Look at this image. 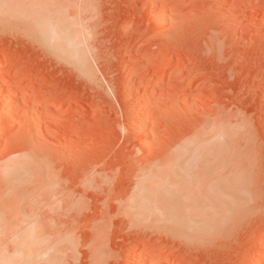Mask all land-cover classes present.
Instances as JSON below:
<instances>
[{
  "label": "rangeland",
  "instance_id": "1",
  "mask_svg": "<svg viewBox=\"0 0 264 264\" xmlns=\"http://www.w3.org/2000/svg\"><path fill=\"white\" fill-rule=\"evenodd\" d=\"M35 1L65 5L86 66L0 16V166L45 204L32 264H264V0Z\"/></svg>",
  "mask_w": 264,
  "mask_h": 264
},
{
  "label": "bare ground",
  "instance_id": "2",
  "mask_svg": "<svg viewBox=\"0 0 264 264\" xmlns=\"http://www.w3.org/2000/svg\"><path fill=\"white\" fill-rule=\"evenodd\" d=\"M46 4L49 5L50 3H48V1L47 3L42 1L37 3V1L35 0H28V1L0 0V16L9 17V19H15V20L23 19L24 21L27 22V27L30 26L29 31L31 32L33 30L35 32L34 35L36 34L35 36L37 40L42 42L44 44V45L42 44L43 46H45L48 49H51L53 52L59 54L60 56H63L71 63H74V65H76L78 69L84 71L86 63L84 61L85 59H84L83 51L78 41L79 39L78 31L76 30V28H74V25L70 21H66L67 19L65 20L64 18L65 5H60L59 2L58 3L56 2L55 4H50V8L53 7V9H55L57 7V9L52 11V13L49 12L47 14L48 15L47 17H43L45 10L43 12L42 7L44 5L46 6ZM4 5H11V7L5 8ZM47 7H45V9H48L49 11L50 8ZM159 16L161 15L159 14ZM159 16L157 20L161 21L162 16L161 17ZM25 26L26 25H24V27ZM2 91L3 90L1 88L0 118H4L3 116H5L4 115L5 105L3 104L5 100L4 99L5 92L3 94ZM140 134H142V132L139 133V135ZM27 171H28L27 163L24 160H14L0 166V214L12 213V216L8 217L6 220L0 219V227L5 228L4 230L7 229L8 231H10L11 229H13V227H17L18 229L19 228L18 226L22 225L23 223H25L23 225H26L27 224L26 221H28L27 219H30L29 217L31 216H32L31 219H33L34 218L33 213L43 208V206H45V204L39 200L37 203L30 202L32 201L31 199L34 198L35 191L30 190L24 193L18 191L19 187L17 188V186L19 185V183H22V181L25 178V173ZM28 203L32 204V209L30 210L31 213L24 214L25 211L24 212L22 211L24 210V207H26ZM125 210L129 215L137 213L139 211L138 203L136 201H133V204H129ZM16 215L17 216L23 215L22 216L23 218L20 221V223L19 222L14 223L13 218L14 216L17 217ZM33 223L31 226L30 223L29 225L27 224L28 226H30L28 229L23 228L24 226H22L23 229H27V230L24 231L21 235L16 236L17 238L14 237L15 235L12 237L13 244L16 246L15 250L18 253V254L15 253L17 256H15V258L14 257L10 258L0 254V264H32L36 261L37 255L36 252L32 249L31 243L32 241H35V239L41 238V231L39 232L37 231L41 227V225H39V223L37 222H33ZM18 230H21V228H19ZM61 240L62 242L68 243L70 242V237L64 235L61 238ZM257 248L261 249L264 247L260 243V245H258ZM261 253L256 255L255 257L256 262L254 264H260L262 262L263 254Z\"/></svg>",
  "mask_w": 264,
  "mask_h": 264
},
{
  "label": "snow or ice",
  "instance_id": "3",
  "mask_svg": "<svg viewBox=\"0 0 264 264\" xmlns=\"http://www.w3.org/2000/svg\"><path fill=\"white\" fill-rule=\"evenodd\" d=\"M5 8H9L11 7V5H4ZM101 264H103V262H101Z\"/></svg>",
  "mask_w": 264,
  "mask_h": 264
}]
</instances>
